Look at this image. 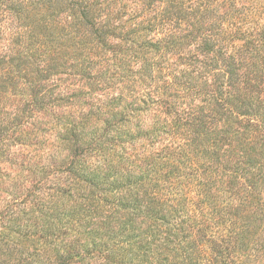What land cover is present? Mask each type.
Returning a JSON list of instances; mask_svg holds the SVG:
<instances>
[{
	"label": "trees",
	"instance_id": "trees-1",
	"mask_svg": "<svg viewBox=\"0 0 264 264\" xmlns=\"http://www.w3.org/2000/svg\"><path fill=\"white\" fill-rule=\"evenodd\" d=\"M0 264H264V0H0Z\"/></svg>",
	"mask_w": 264,
	"mask_h": 264
},
{
	"label": "rangeland",
	"instance_id": "rangeland-1",
	"mask_svg": "<svg viewBox=\"0 0 264 264\" xmlns=\"http://www.w3.org/2000/svg\"><path fill=\"white\" fill-rule=\"evenodd\" d=\"M235 1H238L239 2L240 0H235Z\"/></svg>",
	"mask_w": 264,
	"mask_h": 264
}]
</instances>
